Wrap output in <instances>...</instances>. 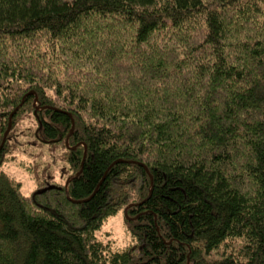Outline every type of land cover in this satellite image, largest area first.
Segmentation results:
<instances>
[{"label":"trees","instance_id":"1","mask_svg":"<svg viewBox=\"0 0 264 264\" xmlns=\"http://www.w3.org/2000/svg\"><path fill=\"white\" fill-rule=\"evenodd\" d=\"M16 108L0 264H264V0H0V143ZM26 114L67 187L1 169Z\"/></svg>","mask_w":264,"mask_h":264},{"label":"rangeland","instance_id":"2","mask_svg":"<svg viewBox=\"0 0 264 264\" xmlns=\"http://www.w3.org/2000/svg\"><path fill=\"white\" fill-rule=\"evenodd\" d=\"M35 129L36 124L30 115L21 117L14 128L9 153L1 167L10 177L20 182L24 195H29L35 189L36 178L37 185L45 180L64 184L71 176L63 161V150L38 143L33 138L37 131ZM96 236L104 244L108 243L112 250L127 248L133 242L122 212L106 220Z\"/></svg>","mask_w":264,"mask_h":264},{"label":"water","instance_id":"3","mask_svg":"<svg viewBox=\"0 0 264 264\" xmlns=\"http://www.w3.org/2000/svg\"><path fill=\"white\" fill-rule=\"evenodd\" d=\"M18 108L14 109V111L9 115V121H8V125H7V129L6 131L4 132V135L2 137V140H1V143H0V149L2 148V146L4 145L5 143V140H6V137H7V134L8 132L10 131V128H11V118L12 116L15 114V112L17 111ZM79 174V173H77ZM67 183L65 184V187H67ZM86 200H83V201H72L73 203L75 204H81V203H84Z\"/></svg>","mask_w":264,"mask_h":264}]
</instances>
